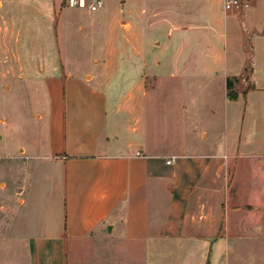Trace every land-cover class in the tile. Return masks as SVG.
Instances as JSON below:
<instances>
[{
  "label": "crops",
  "instance_id": "crops-1",
  "mask_svg": "<svg viewBox=\"0 0 264 264\" xmlns=\"http://www.w3.org/2000/svg\"><path fill=\"white\" fill-rule=\"evenodd\" d=\"M35 1L44 15L50 3L56 9L64 2ZM250 1L237 7L229 0H106L96 12H55L48 103L30 130L5 119L0 134L6 160L0 240L20 255L4 264H69L68 247L82 241L97 248L94 257L120 244L124 253L125 241L144 261L153 255V262L137 263L127 252L126 264H204L206 254L211 264L212 256L215 264H231L223 256L231 160L264 153L262 147L241 152L243 121L264 115H253L247 100L239 109L232 104L250 89L246 97H228V80L248 71L246 36L264 35V16L253 19L245 9ZM16 4L0 0V76L23 61L29 25L46 44L45 19L30 23ZM14 27L20 37H13ZM33 55L27 60L37 65L46 60L38 45ZM221 94L225 109L232 103L224 113L227 128L218 131ZM162 188L168 215L158 227L151 197Z\"/></svg>",
  "mask_w": 264,
  "mask_h": 264
},
{
  "label": "rangeland",
  "instance_id": "rangeland-1",
  "mask_svg": "<svg viewBox=\"0 0 264 264\" xmlns=\"http://www.w3.org/2000/svg\"><path fill=\"white\" fill-rule=\"evenodd\" d=\"M16 2V6H22L24 11L23 17L28 16L29 22L32 20L40 22L38 19H45V46L41 45L40 38L35 37V26L33 31L30 30L27 32L29 36V45L26 44L25 39L22 38V47L23 48V61H18L14 63L13 72H9L6 76H0V134L5 135V124L4 120L11 121L14 124V128L19 131L22 129L30 130L36 119L39 116L40 107H45L48 103V95L45 91V83L48 77V67L52 65V61L48 60V52L52 51V45L49 46L48 41H52V26L53 20L57 17V11L67 8V5L64 2L57 4V8L53 9L52 4L50 3V12L46 15L38 11L39 5L35 0H13ZM251 18L254 19V15L264 16V0H251L249 7L245 8ZM16 14L18 9L15 10ZM54 15H56L54 17ZM264 19V18H263ZM10 30V29H9ZM13 37L19 36L17 28H12ZM37 32L38 29H37ZM41 32V31H40ZM2 34H5V29H2ZM264 34V31L263 33ZM26 37V32L23 34ZM39 38V39H38ZM68 42V41H67ZM27 45V46H26ZM38 45L39 52L45 50L46 60L45 62H40L37 65L36 61L27 60V57L34 58V52L36 46ZM245 45V55L247 59V72L245 76L241 79H235L233 81V87L231 89V95L235 94L240 95L245 94L248 89H250L249 97L246 99L241 95L237 102H229V106L234 104L236 109L242 107V105L247 100L248 103L252 105L253 110L252 114L258 113L259 110L264 113V35L259 36L257 30L253 33L246 36ZM19 47V48H20ZM73 47V46H72ZM28 48V54L26 53ZM63 48V47H61ZM76 48V47H73ZM70 47H64L65 52L69 51ZM16 50V47H15ZM74 50V49H73ZM75 52V51H74ZM73 52V53H74ZM76 53V52H75ZM39 53V57H40ZM63 56V54H62ZM0 57H4V52H0ZM50 57V55H49ZM0 58V59H1ZM64 62V61H63ZM61 60V65H63ZM7 65V63H4ZM27 66V67H26ZM0 68H3V63L0 65ZM23 68H27L29 71H25ZM40 68V69H39ZM39 69V70H38ZM45 86V87H44ZM71 95L70 84L68 83L64 90V98L66 101H69ZM228 97L231 99L229 93ZM217 100L218 103L222 104L220 110V116L218 122L221 123V127L218 128V131H222L223 128H227L225 125V116L224 113L228 112L227 107L223 106L225 102L219 95ZM262 104V105H261ZM231 107V106H230ZM252 120L247 119L243 122V131L241 132L242 143V153L249 152L253 149L254 151L264 149V115L261 117L252 116ZM241 121H239L240 123ZM238 123V124H239ZM247 124V125H246ZM226 126V127H225ZM26 131V130H25ZM239 136V135H238ZM4 148V142L0 141V151L2 152ZM244 158H233L230 164L229 170V181L230 187L227 190V199H226V211H225V226L227 228V243L228 248L224 256L231 264H264V153H243ZM5 159H0V165H3ZM237 164V173L235 165ZM259 179L258 182L254 180ZM171 193V190H169ZM3 195V194H2ZM164 196V197H163ZM166 194L162 189H157L156 192H153L151 197V208L158 210L157 213L154 212V218L156 217L155 224L160 227L162 224H165L164 217L168 214V198L165 197ZM15 201V200H14ZM6 204L4 196L0 195V224L3 226L4 219L6 217L2 206ZM5 243V248L3 247ZM7 240H0V264H4L5 260H10L13 257H19V253H12V249L9 251L10 246ZM120 244V243H119ZM125 252L123 253L120 245H115L111 247L109 251L107 248L104 250L108 254L99 255L98 257L94 255L95 251L93 245L90 243H85L84 241L78 243L77 249L73 248V245L70 244L68 247V260L69 264H90V263H100V264H115L116 259L119 260L117 264H126V256L129 254L127 252H132L134 254L129 255L130 259L137 260V263L144 261L142 257L143 254L137 255L138 249L132 245H128L127 241L124 242ZM188 247L189 243H182ZM202 245L207 246L203 242L195 241L191 245ZM8 250V251H7ZM94 251V252H93ZM146 256L147 260L153 262L150 259V256H153L152 253H149ZM189 256V254H186ZM98 258V259H97ZM170 264L173 263V260H168ZM201 259L197 262L200 264ZM217 259L215 256H212V264H215ZM204 264H211L208 261L207 254L205 255Z\"/></svg>",
  "mask_w": 264,
  "mask_h": 264
},
{
  "label": "built area",
  "instance_id": "built-area-1",
  "mask_svg": "<svg viewBox=\"0 0 264 264\" xmlns=\"http://www.w3.org/2000/svg\"><path fill=\"white\" fill-rule=\"evenodd\" d=\"M230 3L240 5V0H229ZM64 3L67 7L78 8L82 10H87L90 12H96L105 7L106 0H64ZM247 3H244V6H247ZM170 163V161H168Z\"/></svg>",
  "mask_w": 264,
  "mask_h": 264
},
{
  "label": "trees",
  "instance_id": "trees-1",
  "mask_svg": "<svg viewBox=\"0 0 264 264\" xmlns=\"http://www.w3.org/2000/svg\"><path fill=\"white\" fill-rule=\"evenodd\" d=\"M227 86H228V89H230V92H229L230 97L235 98L237 96L236 94L234 96L231 95V92H232L231 89L233 87V82L231 80H228Z\"/></svg>",
  "mask_w": 264,
  "mask_h": 264
}]
</instances>
